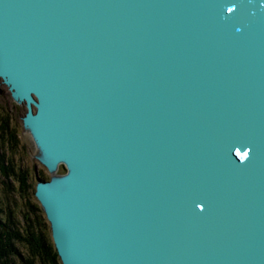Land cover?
Wrapping results in <instances>:
<instances>
[{"label": "water", "instance_id": "obj_1", "mask_svg": "<svg viewBox=\"0 0 264 264\" xmlns=\"http://www.w3.org/2000/svg\"><path fill=\"white\" fill-rule=\"evenodd\" d=\"M62 264H264V0H0Z\"/></svg>", "mask_w": 264, "mask_h": 264}, {"label": "trees", "instance_id": "obj_2", "mask_svg": "<svg viewBox=\"0 0 264 264\" xmlns=\"http://www.w3.org/2000/svg\"><path fill=\"white\" fill-rule=\"evenodd\" d=\"M15 140L16 134L4 117L0 122V178H3V188L16 189L22 195H27L30 173L20 167L18 169L14 155H10L12 152L4 145V141L12 145ZM6 206L0 202V264H62L55 244L48 235L46 217L38 211L40 208L30 200L19 222L15 213L17 207L10 203Z\"/></svg>", "mask_w": 264, "mask_h": 264}, {"label": "rangeland", "instance_id": "obj_3", "mask_svg": "<svg viewBox=\"0 0 264 264\" xmlns=\"http://www.w3.org/2000/svg\"><path fill=\"white\" fill-rule=\"evenodd\" d=\"M26 113V105L19 103L14 99L9 88L4 83H0V122L6 117L9 122V128L16 134L15 144H10L9 141L5 142L4 145L12 152L10 155H14L16 163L23 170H28L30 173V188L29 194H21L16 189L10 190L9 188H3V178H0V202L3 206L7 207V203L15 206L17 220L19 222L23 219V212L27 211V206L30 202L35 206H38L40 214L46 217V224L48 226V235L52 238V229L49 220L47 219L46 213L35 195L37 182L41 179L47 182H52L53 173L43 160V156L37 147L30 131L23 124V116ZM3 117V118H1ZM13 141V140H11ZM3 146V145H2ZM13 149V150H12ZM67 169L64 164H59L57 174L65 175ZM18 182L16 181V188ZM42 210V213H41ZM53 240V238H52Z\"/></svg>", "mask_w": 264, "mask_h": 264}, {"label": "bare ground", "instance_id": "obj_4", "mask_svg": "<svg viewBox=\"0 0 264 264\" xmlns=\"http://www.w3.org/2000/svg\"><path fill=\"white\" fill-rule=\"evenodd\" d=\"M52 171H53V175L55 176V178H59L61 177L60 175L57 174V170H58V166L55 165L54 167H52Z\"/></svg>", "mask_w": 264, "mask_h": 264}]
</instances>
